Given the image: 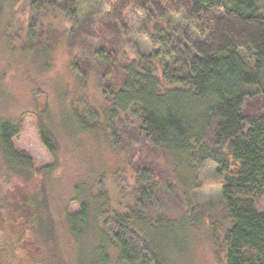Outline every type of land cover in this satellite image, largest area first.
Returning a JSON list of instances; mask_svg holds the SVG:
<instances>
[{
    "label": "trees",
    "instance_id": "obj_1",
    "mask_svg": "<svg viewBox=\"0 0 264 264\" xmlns=\"http://www.w3.org/2000/svg\"><path fill=\"white\" fill-rule=\"evenodd\" d=\"M102 2L108 15L81 25L95 40L89 56L74 60L71 70L81 83L94 68L100 73L106 107L102 115L74 113L77 129L107 137L130 159L134 174L122 181L124 200L116 207L104 180L77 185L71 203L79 209L65 208L67 233L76 247L91 234L104 236L94 264H172L164 238L179 230L186 236L187 226L164 211L180 201L158 163L167 153L196 166L212 164L223 179L230 224L211 238L226 264H264V210L257 204L264 197V0ZM52 4L32 1L31 40ZM60 8L78 21L79 0H63ZM132 14L141 16L138 34L152 52L121 62L118 40L128 38L126 20ZM174 16L183 26L164 27ZM70 35L74 40L77 34ZM21 131L20 123L0 120V227L38 264L43 256L33 249L32 238L47 241L52 234L48 187L57 178L60 146L41 124L42 142L54 162L36 169L33 158L15 146Z\"/></svg>",
    "mask_w": 264,
    "mask_h": 264
},
{
    "label": "rangeland",
    "instance_id": "obj_2",
    "mask_svg": "<svg viewBox=\"0 0 264 264\" xmlns=\"http://www.w3.org/2000/svg\"><path fill=\"white\" fill-rule=\"evenodd\" d=\"M32 1L0 0V120L22 125L15 146L33 158L36 169L54 162L42 142L41 124L51 129L60 146L57 178L48 187L53 194L49 203L52 234L47 241L37 235L32 238V248L43 256L35 263L94 264L99 257L97 247L106 241L104 236L91 234L76 247L64 225L65 208L70 206L69 210L77 211L78 205L71 203L75 187L96 179L104 180L112 206H120L124 200L121 183L129 182L134 174L130 159L115 150L107 137L77 129L79 124L74 113L87 115L94 110L102 115L106 107L98 83L100 73L94 68L87 81L81 83L73 74L71 64L77 58L89 56L88 45L95 40L80 31L81 25L88 19L104 18L108 10L102 0H79L81 14L73 23L60 8L63 0H41L53 4L40 19L34 41L28 35L34 16ZM132 15L126 20L128 38L118 40L121 62L152 52L148 40L138 34L141 16ZM168 25L175 28L183 26V22L181 17L174 16L170 24L163 22L164 27ZM71 30L77 34L74 40ZM158 163L169 174L168 181L176 189L175 197L180 199L164 211L185 221L187 226L186 236L179 230L164 238L172 264H226L225 254L211 238L213 233H221V228L230 224L222 202L223 179L216 175V167L192 165L183 157L175 158L167 153L161 154ZM118 171L124 172L121 178L116 177ZM257 204L264 210V197ZM14 239V234L0 227V244L6 246L0 248V264H34L35 259L25 256L26 247L13 244Z\"/></svg>",
    "mask_w": 264,
    "mask_h": 264
}]
</instances>
